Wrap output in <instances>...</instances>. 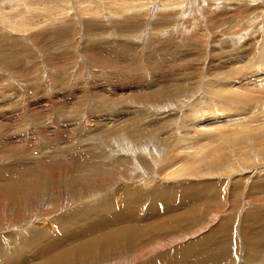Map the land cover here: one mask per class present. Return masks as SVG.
I'll use <instances>...</instances> for the list:
<instances>
[{"label": "rangeland", "instance_id": "1", "mask_svg": "<svg viewBox=\"0 0 264 264\" xmlns=\"http://www.w3.org/2000/svg\"><path fill=\"white\" fill-rule=\"evenodd\" d=\"M18 1L21 0H0V16L3 21L0 24V251L10 253L11 260L23 261L28 258L30 261L25 264H45L44 259L36 258L34 254L38 249L48 246V243L58 242L66 247L56 254L67 258L62 264H149V259L154 260L153 264H174L177 258L173 257L178 255L176 252L179 253L190 241L206 237L210 227L219 223L218 218L214 217L216 207L223 206L228 209L227 212L230 211L232 207L225 202L229 200L241 210V214L234 210L228 222L215 227L211 239L216 243L228 236L233 237L235 226L239 223L240 229L236 234L241 236L240 250L238 254L234 252L233 255L238 256L230 264H246L248 261L243 255H246L248 246L244 240L253 236L256 237L251 238L254 241L264 233V200L260 202L264 198V180L256 189H251L250 185L259 181V177L263 178L264 174H251L249 170L245 171L251 177L248 183L244 178L236 181L238 177L234 176L242 171L238 168L234 170L236 173H230L231 178L228 180L222 170L214 174L199 173L198 176L169 179V183L165 184L157 179L160 169L156 170L152 156L145 153V145L142 144L154 135L165 146V140L173 142L177 132L187 133L190 130V118L186 116H194L192 108L198 113L204 110L203 102L195 100L203 95L202 89L206 91V83L211 80L207 73L210 72V63H214V68L216 65L222 70L225 68L219 70V77H216L223 81L226 76H249L259 62L264 64V56H256L258 49H264V44H261L264 42V0H237L234 4L230 3L237 12L230 10L217 17L209 13L213 22L212 29L205 21L207 15L203 16L211 10L202 0H186L187 3H183L180 11L171 14L172 25L162 24L165 21L159 22L155 13H151L150 24L147 18L141 24L132 18L124 20L125 16L112 19L110 14L93 19L75 12L78 11L75 9H82V6L81 0H74V9H71L67 20L59 19L57 22L59 10L50 7L51 12L46 13L47 17L54 15L52 21L49 19L44 26H38V30L32 26H22V23L32 25L31 22L43 13L40 12L42 10L33 11V7L26 10L21 17L24 19H19V22L9 24L5 20L2 9ZM46 1L54 5L58 2H43ZM96 1L99 0H94L95 5ZM4 2L6 6H2ZM28 2L32 6L37 5V0ZM225 2L227 0L220 3ZM105 6L109 10L111 0H104L101 9ZM21 12V7L15 11L16 15ZM236 15L240 19H236ZM125 21H138L141 26L147 25L144 27L148 29L144 28L141 32V28L136 27L127 32V28L123 27ZM89 23L93 24L88 28ZM112 25H119L118 28L124 32L123 35L126 32L127 37H112ZM134 35L139 36L138 39ZM234 60L238 63L230 66L228 63ZM225 61L228 67L223 65ZM204 63L208 66H204ZM239 63L240 66L243 64L242 69L235 66ZM233 68L238 72L235 69L233 71ZM175 78L181 83L184 81L183 85L195 87L198 83L200 88H196L198 92L192 96L189 94L191 91L187 92L188 99L183 104H180L182 101L176 104L163 103L159 107L155 103L145 104V100L155 98L153 94L158 87L164 89L163 94L157 97L168 99L166 90L175 87L174 84L178 82L172 81ZM152 82L160 85L152 87ZM228 102L221 104L231 109L234 102ZM121 135L123 139L119 138ZM147 145L151 152L157 154V144ZM74 147L78 148L75 150ZM55 148H60V153L64 155L52 157L50 152ZM31 150L35 154L38 152V155L29 158ZM158 150L167 163L170 148L166 151ZM172 154L175 153L169 155ZM258 159H251L252 162L247 159L246 164H259ZM142 167H145V171ZM8 174L10 178L11 175L19 177L17 181L13 178L7 181L5 177ZM124 180H128V184H124ZM145 181L147 184L141 186ZM233 184L236 185L234 188H238L231 189ZM240 189L243 191L239 192ZM191 193L195 198L198 197L199 204L196 202L190 205L186 201L183 204L182 198ZM222 193L229 196L225 198ZM168 196L176 200L174 202L180 205L179 209L172 211L175 219L166 222L168 226L162 231H155L154 235L147 236L148 232H144L135 240L113 245L107 252L101 251L102 248H97L93 242L104 247L110 239L113 240V232L88 246L72 247L76 242L61 237L67 233L73 234L75 229L74 233L81 231L83 226L96 224L101 219L106 221L105 225L98 227L104 226L101 231L121 228L132 211L139 212L142 219L144 217L142 222L146 219V224H152L158 218H151L153 215L149 212L146 214L144 209L150 211L154 206L165 212V204L168 202L165 197ZM208 196L216 197V200L204 202ZM248 198L259 200L256 203L258 206L248 205L244 209L241 205ZM145 201L149 202L147 207L143 203ZM253 210L254 213L258 210V219L257 223L250 225L249 231L244 216L248 211L253 213ZM190 212H194L193 216L197 219L177 217ZM223 214L225 216L224 212L219 216ZM237 214L241 218L239 222L236 220ZM207 215H210L208 219H203ZM168 218L164 217L166 220ZM116 220L123 222L120 224ZM92 236L85 238L92 240ZM147 242L151 243L148 245ZM59 246L61 250L62 246Z\"/></svg>", "mask_w": 264, "mask_h": 264}, {"label": "bare ground", "instance_id": "2", "mask_svg": "<svg viewBox=\"0 0 264 264\" xmlns=\"http://www.w3.org/2000/svg\"><path fill=\"white\" fill-rule=\"evenodd\" d=\"M43 1L44 0H42V1L37 0V5H35V6H32L28 2V0H21V1H18L19 3H12V4L9 2L10 3V5L8 6L9 8L4 7L2 9L3 10V16L5 17L6 21H9V24L11 22L13 24L14 22H17L19 19H21V20L24 19V18L22 19L21 17H22V15H24V13H26L27 9H30L33 7L35 9H32V10L35 12L36 11L39 12L40 10H42L40 12H43L44 14L42 13L38 18H35V19L33 18L34 20L31 22L32 25L29 23H26V24L22 23V26H32V28H36L38 30V29H40V27L38 28V26H44V24H47L49 19L51 20V18L54 17V15L52 17L51 16L47 17L48 12L46 13V11L51 12V10H52L50 7H55V8H58V10H59L57 12V14H59L60 17H57V19H58L57 22L59 21V19H60V21L67 20L68 17L71 15V9H74L73 8L74 0H58L56 5H54L51 1L50 2H47V1L43 2ZM229 1H232V0H227V2L221 4L220 2H222V0H202L203 4H205V3L208 4L207 8L211 10L210 12L203 14V16L207 15V19H205V21L208 22L207 24L210 26V29H212L211 26H212L213 22H212V19H211L209 13L212 16L217 17L221 14L229 12L230 10L233 11L234 9L231 7L230 3L234 4L235 3L234 1H237V0H233V2H229ZM184 2H186V0H111L112 6L110 7V9L107 10L106 6H105V8H103V10H102L101 6L104 5V0L96 1V5L94 3V0H81L80 3L82 6V9L81 8L75 9V10H78L75 12H77L78 14L81 13V15H83V16H90L93 19H98V18H100L106 14H110L112 19L116 18V20H117V18H122L125 16L124 20L126 18L127 19L132 18L134 20H139L141 24L144 22L143 20L146 18H147V23L150 24L149 21H150L151 13H155L156 15H158V19H159L158 21L159 22L165 21L162 24L167 23V25H172V24H170V23H172L170 21L171 14L173 12L177 13L178 11H180V7L184 6V4H183ZM6 4L4 2V4L2 6H4V5L6 6ZM203 6H205V5H203ZM19 7H21L22 12L20 14L16 15L15 11L18 10ZM59 7H61V9ZM237 11L234 10V12H237ZM243 11H241V12H243ZM67 12H69V14ZM185 12H187V11H185ZM241 12H239V13L241 14ZM1 13H2V11H1ZM138 15H141L142 17H140ZM239 16L241 17V15H239ZM43 17L46 19L41 20V18H43ZM235 17H236V19H240V18H238V15H236ZM1 18L2 17L0 16V24H3V21ZM81 18H82V16H81ZM85 18H87V17H85ZM118 20L122 21V19H118ZM140 23L138 21H125V24L123 25V27L127 28L126 29L127 32L129 30L136 28V27L137 28L140 27L141 32H143L144 28L147 25L146 26L144 25L145 26L144 27V26H141ZM15 24H17V23H15ZM92 24L93 23H89L88 28ZM203 25H204V23H203ZM116 26L119 27V25H116ZM205 26H206V22H205ZM118 27H115L114 25H112L111 36L113 37V36L118 35L117 38H119V35H121V37L122 36L127 37L126 32H125V35H123L124 32L121 30V28L119 29ZM13 28L16 30V27H13ZM26 28H27V30L30 29V27H26ZM145 29H148V28H145ZM208 31L209 30H207V32ZM130 34H129V36H130ZM134 37L136 39H138L139 36L134 35ZM116 39H114V41ZM208 44H209V42H208ZM261 44H264V42ZM123 45H124V43H123ZM205 45H207V44L205 43ZM130 46L133 48V44H131ZM147 55L148 54H146V56ZM260 55L264 56V49H258L256 56H258V58L259 57L261 58ZM149 56L150 55H148V57ZM237 57H239V56H237ZM255 58L256 57H254V59ZM235 60H236V57H235ZM235 60L232 61L231 64L228 62L227 63L230 66H234L235 63H238V62H235ZM255 61H256V59H255ZM241 62H243V59ZM247 62H248V60H247ZM223 63H224L223 65L225 67L226 61ZM240 63L236 64L235 66L237 68H241V66L243 64L240 66ZM204 66H208V65L206 63H204ZM213 66H214V63H210V66L208 68V69H210V72H207L210 74V76L208 75L210 77L208 79H211L212 81L209 80L206 83L207 84V89L205 88L206 91L204 89H202L203 91H201V89H200V91L203 93V95L201 97L199 96V98L197 97V100H195V101L203 102L202 105H203L204 110L202 112L198 113V112H196V110H194V108H192L191 112L193 113L194 116H190V117H189V115L186 116L187 119L190 118V120H189V122H190L189 124L191 127L190 130L186 131L187 133H184V132L182 133V132L176 131L177 133L176 134L174 133L175 134L174 141L173 142H167L165 140V144H166L165 146H163L162 144H164V143L158 141L156 138L157 136L155 137L154 135H151L149 137V140H147L146 142H144V144H142V145H145V153L152 156V161H154L156 164V166H155L156 170L160 169V173L158 172V174H157V177H158L157 179H159L161 182H163L165 184L169 183V181H168L169 179L178 180L179 178L181 179V178L186 177V176H198L197 174H199V173L214 174L215 172H220L222 170L225 171L224 172L225 178H227L226 180H228L231 178V176H230L232 174L231 172H234V170H237L238 168L242 171H238L237 172L238 175L234 176V178L238 177L236 179V181L240 178H241V180H242V178H244L245 181L247 180V183L249 182L251 177L249 178L250 175L245 174V171L248 172L249 170H251V172H252L251 174H255V173L256 174L260 173L261 175L264 174V64H261V62H259L258 66L257 67L255 66L256 68L254 70H252V72L250 70V72H251V73H249L250 75L245 76V77L242 75L243 78H241L242 76H239L240 77L239 78L238 75H237L238 78H232V77L227 78V76L225 75L226 76L225 80H227L228 82L225 80L223 81L222 79L216 78L220 74L219 70H222V69H220V67L218 68L217 65H216L217 67L215 66V68ZM226 66L228 67V65H226ZM179 68L181 69V66ZM203 68H206V67H203ZM252 68H254V67H252ZM234 69L235 68H233V71H234ZM211 70H213V71H211ZM223 70H225V68H223ZM204 71H207V70H204ZM204 71H203V73H201V72L200 73L203 75ZM180 72L181 71H179V74H180ZM225 72H228V71H225ZM236 72H238V70H236ZM196 74L198 75V73H196ZM228 74H230V73L228 72ZM240 74H246L247 75L248 73H240ZM177 76H178V73H177ZM184 76H186L185 73H184ZM186 77H185V79H186ZM196 77H198V76H196ZM177 78L179 79V77H177ZM187 78L189 79V77H187ZM178 79H176V78L173 80L171 79L173 82L174 81H178V82H176V83L174 82L175 87H172V88L166 90L168 99L167 98L162 99V97H157V96L163 94V91H162L163 87L162 88L158 87L157 90H155L154 94H153V97H155V98L150 99V100H145V104L151 105L152 103H155V105H157L158 107L162 106L163 103H165V104L175 103L176 104V103H180L182 101L180 104H183V103H185L184 100L188 99V97L186 96L187 92L191 91V93H189V94H190V96H192V94L194 92L196 93V91H197L196 88H200L198 83H196L195 87L194 86H188V85H183L182 83L184 81L181 83V81H179ZM153 80H155V79H153ZM194 80H195V78H194ZM192 81H190V82H192ZM238 81H240V82H238ZM161 82H163V81H161ZM185 82H187V81H185ZM179 83H181L182 85L178 86ZM203 83H205V82H203ZM155 85L159 86L160 84L158 82H152V87ZM177 94H179L180 96H177ZM174 95H176V96H174ZM189 99H190V97H189ZM222 100L224 102H222ZM228 101H231V103L234 102V104H232L233 106L231 109H226V107H223L221 104V103L224 104L225 102L229 103ZM212 102H214V104H212ZM189 104L191 106H193V103L191 104L189 102ZM228 106H230V105H228ZM182 115H184V114H182ZM180 118H181V116H180ZM151 132H153V131H151ZM119 138L123 139L124 136L121 135V137H119ZM172 139H173V137H172ZM148 143L151 145H152V143L154 145H156V144L158 145V147H155L157 154L155 152H151L148 149L149 148L147 145ZM77 148L74 147L75 150ZM169 148H170V151H168V156L166 158L167 163H165V161H163L162 153L158 149H163L164 151H166ZM172 152L175 154H172V156H170L169 154ZM30 153H31V155L29 158H34L38 155V152H37V154H35V151H32V150L30 151ZM61 154L62 153H60V148L59 149L55 148L50 152V155L52 157H55V156L58 157ZM62 155H64V154H62ZM65 156H66V154H65ZM41 157H43V155H41ZM255 158L256 159L259 158L257 160L259 162V164L255 163L252 166H251V164H246L247 159H248V161L252 162L251 159H255ZM251 162H248V163H251ZM40 163H42V162H40ZM118 167H119V165H118ZM18 170H19V168H18ZM18 170H13V171L18 172ZM142 170L145 171V167L144 168L142 167ZM99 171H101V170H99ZM112 173H114V172H112ZM234 173H236V172H234ZM258 176H260V175H258ZM11 177L13 178V180L15 179L17 181V178L19 176L11 175ZM8 178H10V174H8L5 177L6 180ZM12 178H10V179H12ZM259 178H261L259 181H257L256 183L254 182V184H252V186L250 185L251 189H256V187H258V184L261 181L263 182L264 177L263 178L259 177ZM126 181H128V180L123 181L124 184L127 183ZM29 182L33 185L32 181H29ZM149 182H151V181H149ZM240 183L241 182H239V184ZM146 184L147 183L145 181L144 183H142L141 186L146 185ZM234 186H236V185L233 184L232 187L230 186L231 189L232 188L233 189L238 188V187L234 188ZM241 187H239V188H241ZM229 190L230 189H228V191ZM240 190L241 191H239V192L243 191L242 189H240ZM168 194H173V193L169 192ZM195 194H196V192H195ZM197 194L199 195V193H197ZM222 195L223 196L225 195L224 196L225 198H227L226 196H229V195H226L224 193H222ZM236 195H237V193H236ZM183 196L184 195H182L181 197H183ZM185 196H184V198H182V200H184L183 204L185 201L187 203H190V205L191 204L193 205L196 202L198 203L199 199H197L198 197L195 198L193 193L189 194L188 196L187 195H185ZM206 198L207 199L204 202H211V201L213 202L216 200V197H209L208 196ZM166 199L168 200V202L166 201L167 203L165 204L166 205L165 212H164V210H161L160 208L155 209L154 206H153V209L151 208L152 210H150L151 206L149 207L150 211H148V208L144 209L146 214H147V212H149V213H151V215H153V217H151V218H155V217L158 218V220H155L154 223H152V224L147 222V224H149V225H147L145 223L146 219L144 220V222H142L144 217L142 219L141 215L139 216V212L132 211L129 214V218L126 221L123 222L122 220H116V222H118L120 224L122 222L125 224L121 228H116V229H113V230L108 231V232L101 231L104 226L102 228H98V227H101L102 225L106 224L105 219H101L96 224H88V225L83 226L84 228H81L83 230H81V231L78 230L79 231V232L77 231L78 233L77 232L74 233V231L77 230V229H75L73 231V234L67 233L68 235H62L61 237H67V239L70 242H76L72 245V247H75L78 245L88 246V245L92 244L93 241H97L99 239H102L105 236L107 237V235H109L111 232H113L111 235V238L113 237V240L110 239V242L106 243L104 245V247L93 242V244L95 246H98L97 248H102L101 251L107 252V251H109L110 247H112L113 245H117V244L123 245L124 241L135 240V239L139 238V236L142 235L144 232H148L147 236H149L150 234L154 235L155 231H162L165 227L168 226L166 224V222L175 219L174 214H173L174 212L172 213V211H174V210L176 211L179 209L180 205L174 202L176 200L173 201L172 198H170V196H168V198L165 197V200ZM179 199L180 198H178V200ZM151 200L152 199H149V201H151ZM200 200H201V198H200ZM261 200H264V198L260 199V202H261ZM258 201L259 200H253V199L248 198L245 200V202L242 201L244 203L243 204L241 203L242 204L241 206L244 207V209H246V207L248 205H250L248 207H252V206L256 205V203H259ZM225 202H227V205L229 207L231 206L232 208L230 209L229 212H227L228 209L224 208L223 206L222 207H219V206L216 207L217 210L215 211L214 217L216 219L218 218V222H219V223L217 222L218 224H216V226L226 222L232 215H234L235 211L237 213L239 211V209H237L235 207L236 205L234 203H232L231 201L227 200ZM143 203L147 207L149 202L145 201ZM180 203H182V202H180ZM183 204H182V206H183ZM202 204L205 206L204 203H202ZM256 206H258V205H256ZM186 207H187V204H186L185 208ZM259 208H260V206L258 207V210H259ZM218 209H223L224 211H218ZM253 209H255V208H253ZM258 210H257V213H254V210H253V213H252V211H248L247 214L243 213V214H246L244 216V219L247 220V222H245V223H247L246 228H249L252 223L254 224V222L257 223ZM211 212H213V211H211ZM222 212L225 213V216H224V214L219 216V214H221ZM239 212H240L239 213V215H240L241 210ZM246 212H247V210H246ZM193 214H194V212H190L188 214L178 215L177 217H178V219L185 218V217H189V218L192 217L194 219H197L196 217L193 216ZM166 216H169V218L167 220L164 219V217H166ZM209 216L210 215H207L203 219H205V218L208 219ZM125 218H127V217L125 216ZM145 218H147V217H145ZM131 220L136 221L138 223H131L132 222ZM236 220L238 222L241 220V218H238V214H237ZM120 224H117V225H120ZM234 226H233V229H234ZM215 227H213V225H212V227H210L211 229L209 230L210 233H208L206 235V237H204V238L202 237V239L199 236V238H200L199 240L196 238V240H194V242L190 241L186 245L184 242L185 246H183V248L179 247L180 249L181 248L182 249L179 250V253L176 252L178 254L177 257H173V259L177 258V260L174 259L173 263L174 264H226V263L230 264L231 263L230 261H234V259H236L235 256L238 254V250H240V248H239L240 241L239 240H240L241 236L238 237V235L236 234L237 231L240 229L239 223L237 224V226H235V229H234L235 235L233 233V237L230 236L231 237L230 238L228 236L227 238H225L223 240H217L216 243H214L211 239V235H212L211 233L213 232V230H215ZM77 228L79 229L80 227H77ZM246 230L248 232V229H246ZM68 231H69V229H68ZM249 231H250V228H249ZM259 231H261V230H259ZM262 231H264L263 227H262ZM94 233H95V235H94ZM88 235H93L92 240L85 238ZM251 238L254 239L256 237L253 238V236H252V237H250V239L248 238L249 240L246 238H245L246 240H244V242L246 241L245 243H247V246H248V248L246 249V255H243L244 257L247 258L248 262H246V264H264V258H263V262L261 260V258L264 257V233L260 234L257 237V239H255L254 241L251 240ZM59 239H55V241H58ZM193 239H194V237H193ZM150 243L151 242H147L148 245ZM58 245L62 246L61 250H59L60 246L58 247ZM232 246H233V248H232ZM65 248H66L65 245H63L61 243L51 242V243H48V246H44L41 249H38L37 253L34 255L36 258L44 259L45 264H62V262H65L67 260V258H61L60 256H57L56 254L62 252ZM234 252L237 254L233 255V254H235ZM9 254L10 253L6 252L5 250L0 251V264H25L26 262L30 261L28 258H25L23 261H21L19 259L11 260V259H9ZM174 255L176 256V254H174ZM145 256H147V255H145ZM153 261L151 259H149V264H153Z\"/></svg>", "mask_w": 264, "mask_h": 264}]
</instances>
